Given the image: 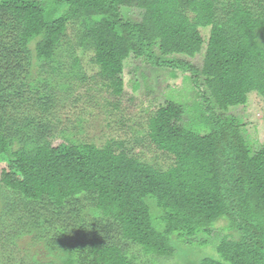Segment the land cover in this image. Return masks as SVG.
Returning a JSON list of instances; mask_svg holds the SVG:
<instances>
[{
	"label": "trees",
	"instance_id": "trees-1",
	"mask_svg": "<svg viewBox=\"0 0 264 264\" xmlns=\"http://www.w3.org/2000/svg\"><path fill=\"white\" fill-rule=\"evenodd\" d=\"M130 56L181 70L197 95L131 127L149 158L77 136L98 102L72 91L119 95ZM251 92L264 102V0H0V239L30 235L52 257L0 243V264H142L133 246L143 264L193 247L190 264H264V143L229 113Z\"/></svg>",
	"mask_w": 264,
	"mask_h": 264
},
{
	"label": "rangeland",
	"instance_id": "rangeland-1",
	"mask_svg": "<svg viewBox=\"0 0 264 264\" xmlns=\"http://www.w3.org/2000/svg\"><path fill=\"white\" fill-rule=\"evenodd\" d=\"M123 15L134 20L140 18V11L137 8H127L123 10ZM188 60L195 66H200L202 61L201 54H196ZM123 90L117 95H110L107 92L100 91L101 89L92 82L80 85V88L72 91L71 98L78 95L81 98L79 107L83 109L85 102L91 97V102H98L89 111L82 115L84 118L83 132L77 136L86 140H93L102 143L109 137L125 140V148H130L134 153H139L141 156L149 158L153 157L155 152L153 149L134 145L133 129L131 127L144 126L146 116L163 105L166 100L172 99L187 105L192 104L193 100L197 99L196 92L193 90V85L181 70H174L172 73L168 68L152 66L139 58L132 56L124 61L123 66ZM137 81L138 86L133 87L132 81ZM89 88V89H88ZM104 95L109 97L110 101L117 103L119 109L106 114L104 108H100ZM88 104V102H87ZM264 102L255 92L248 95L247 101L243 105L230 108L229 113L240 119L242 123V132L246 139L253 147H258L264 143V126L262 122L261 110ZM70 113V110L68 111ZM73 112L79 111L73 110ZM123 117L120 122L116 121V117ZM72 117V116H71ZM124 122V123H123ZM139 126V127H140ZM4 234V233H3ZM3 236V235H2ZM0 236V237H2ZM0 243L7 246L14 253L15 250H20L17 254H21L24 258L35 257L38 262H46L52 259L51 255L37 241H33L30 235H24L16 238L14 243L10 240L0 239ZM203 247H193L191 253L185 256L177 252L170 257L152 258L154 264H190L196 259L199 254L204 253ZM131 252L138 256L142 264L146 261L144 256L137 247H132ZM184 252V251H183ZM151 259V258H150ZM150 259L148 261H150ZM186 259L187 263L185 262Z\"/></svg>",
	"mask_w": 264,
	"mask_h": 264
}]
</instances>
